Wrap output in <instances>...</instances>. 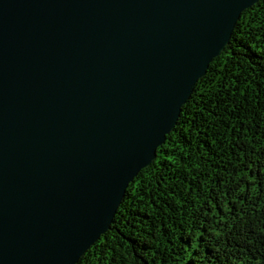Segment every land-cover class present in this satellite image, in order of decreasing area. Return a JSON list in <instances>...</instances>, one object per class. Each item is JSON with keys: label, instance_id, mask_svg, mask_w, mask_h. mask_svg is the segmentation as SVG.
<instances>
[{"label": "water", "instance_id": "95a60500", "mask_svg": "<svg viewBox=\"0 0 264 264\" xmlns=\"http://www.w3.org/2000/svg\"><path fill=\"white\" fill-rule=\"evenodd\" d=\"M259 0H0V264H75Z\"/></svg>", "mask_w": 264, "mask_h": 264}, {"label": "trees", "instance_id": "16d2710c", "mask_svg": "<svg viewBox=\"0 0 264 264\" xmlns=\"http://www.w3.org/2000/svg\"><path fill=\"white\" fill-rule=\"evenodd\" d=\"M75 264H264V0Z\"/></svg>", "mask_w": 264, "mask_h": 264}]
</instances>
